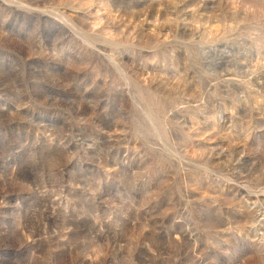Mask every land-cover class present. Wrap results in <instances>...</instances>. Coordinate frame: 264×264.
<instances>
[{
  "label": "rangeland",
  "instance_id": "1",
  "mask_svg": "<svg viewBox=\"0 0 264 264\" xmlns=\"http://www.w3.org/2000/svg\"><path fill=\"white\" fill-rule=\"evenodd\" d=\"M0 264H264V0H0Z\"/></svg>",
  "mask_w": 264,
  "mask_h": 264
}]
</instances>
